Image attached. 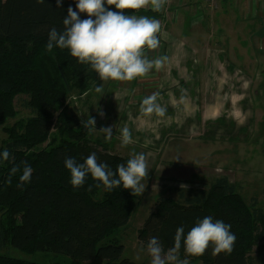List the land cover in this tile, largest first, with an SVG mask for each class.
<instances>
[{"label": "trees", "instance_id": "1", "mask_svg": "<svg viewBox=\"0 0 264 264\" xmlns=\"http://www.w3.org/2000/svg\"><path fill=\"white\" fill-rule=\"evenodd\" d=\"M70 6L76 10L75 0H62L60 8L56 0L40 5L36 0H0V127L7 137L0 153L8 149L12 157L0 159V251L10 246L26 256L49 252L78 262L99 258L102 264H136L120 260L123 247L115 236L128 224L138 195L122 185L106 191L90 175L83 187L74 188L64 166L66 158L83 164L95 153L98 163L115 171L129 159L112 154L109 141L83 127L79 112H73L76 105L72 107L70 98L83 104L80 98L100 80L98 74L67 49L54 48L52 53L45 49L49 31L63 30ZM106 7L115 11L114 6ZM125 14L157 19L162 11L142 8ZM253 56L260 60L248 54ZM19 97L25 98L30 116L9 127L6 122L18 115ZM25 164L33 169L31 181L17 187ZM17 165L20 171L6 183ZM148 215L139 227L138 243L146 247L157 237L165 250L173 247L178 227L187 235L206 216L231 225L236 236L231 254H214L209 246L202 256H186L182 244L180 258L189 264H250L253 249L264 246V209L247 205L224 177L207 189H179L176 198L161 197ZM0 264L38 263L0 255Z\"/></svg>", "mask_w": 264, "mask_h": 264}, {"label": "rangeland", "instance_id": "2", "mask_svg": "<svg viewBox=\"0 0 264 264\" xmlns=\"http://www.w3.org/2000/svg\"><path fill=\"white\" fill-rule=\"evenodd\" d=\"M186 4L187 0H181V2L177 3L179 9L190 11ZM226 11L229 12V10ZM194 17L195 19L189 27L195 30V36L186 37L185 42H182L181 36H179L181 32L182 36H186L188 32V24H186L183 31L179 30L182 28L184 18H182V23H179L178 28H170L171 32L179 36L171 34L175 41L180 43L178 44L180 45L178 47L180 51L184 48L181 43H185L186 47H193L195 43H201L206 40L202 32L199 31V24L202 20L201 12L197 13L196 11V16ZM254 31L256 32V30ZM168 33L167 30L165 35H158L160 43L157 51L164 42L173 43ZM198 38L200 41H198ZM255 38H251L252 42H255ZM248 43L250 44L249 41ZM211 44H214V42ZM249 44L244 47L245 50L249 49ZM199 46L198 44L197 47ZM256 46H260L262 49L260 54L264 55V43H253L251 48L257 49ZM187 53H183L184 60L190 61L191 57ZM255 53L258 55L257 52ZM171 54L172 52L169 51L162 52L158 58L167 57V62ZM211 55L214 56L215 54ZM195 59L200 60L199 57ZM262 59L264 57H260L257 67L250 66L251 76L245 73L242 75V79H239L235 84L229 83L225 77L213 78V82L202 83L201 80L185 84L187 82V74L184 75L181 72L178 86H171L178 88L179 91L182 88H191L189 98L192 101H197L199 113L203 111V105H215L213 114H208V108L205 111L203 120L207 121L206 124H202L200 117L197 120L195 117L187 116L189 124L186 125L183 123L184 121L182 122L181 116L176 117L181 115L182 111L178 108H171L170 104L167 105L168 109L166 110L168 116L173 118L170 123V120L160 123L155 114L149 115L143 112L139 114L137 111H135V113L139 114L137 117L126 120L127 117L125 118L123 113L131 105L130 96L137 92L142 94L147 90L146 87L140 88L138 86L141 83L140 77L136 80L137 86L131 88L124 95L126 102L120 113L117 102L110 101L107 103L106 99L102 98L110 84H116L118 89L129 87V84H123L121 81H104L101 79L95 81V84L89 90V94H87L88 96H81L80 99L83 104H79V100L75 102L76 97L72 96L70 98L72 107L76 105V111L73 110V112H79L80 121L86 120L88 117H92V114L97 113L96 131L93 130L94 134L105 142L109 141L112 154L131 158L133 154L143 153L148 162L149 176L147 180L143 181L146 184L145 191L142 195H138L137 205H135V210L130 215L128 224L124 228H120L115 236L116 241L123 247L120 260H128L136 264H151V257L148 255L146 247L139 244L137 240L139 227L147 219L158 199L167 196L176 198L179 189H207L216 179L224 177L237 187L238 192L247 205H254L256 208L264 209V62H260ZM174 60L177 61V57ZM211 60L214 59L210 57ZM198 61L197 64L194 65V61L192 64L197 69H201V67H198L201 63ZM219 63L222 66L218 67L221 71L218 76L229 75L225 66L227 62L220 61ZM192 64L190 63L189 66ZM237 64L241 63L238 62ZM184 68L182 67L181 70ZM214 71L211 69L209 74L213 75ZM246 71L247 69H245ZM188 72L193 75L191 80L193 78L197 79L191 69ZM129 82L130 86H132V81ZM99 85L103 87L102 94L95 92V87ZM152 86L151 93L158 88V84L153 83ZM179 91L175 92L176 97L181 94ZM25 101V98L22 97L16 99L15 110L18 115L15 120L6 122L7 126L10 127L15 121L26 119L30 116V111L25 107ZM219 102H222V105ZM86 103H88L87 107H85ZM199 108H201V111ZM220 109L221 112H219ZM98 110L103 112V117L98 114ZM144 116L148 117L149 121H144L142 119ZM219 118L222 119L218 120ZM125 120L127 123H124ZM211 121L214 122L211 123ZM108 126H112L113 131L112 137L106 140L104 134L98 131ZM125 126L129 129L131 126L133 127L131 130L133 143L122 148L120 136L121 129ZM6 138V135L2 132V127H0V146H2V142ZM181 185H187V188H182ZM0 255L38 264L103 263L99 258L89 262H78L66 256L49 252L26 256V254L10 246L0 251ZM249 260L250 264H264V246L254 248Z\"/></svg>", "mask_w": 264, "mask_h": 264}, {"label": "clouds", "instance_id": "3", "mask_svg": "<svg viewBox=\"0 0 264 264\" xmlns=\"http://www.w3.org/2000/svg\"><path fill=\"white\" fill-rule=\"evenodd\" d=\"M167 0H75L76 10L70 6L62 24L63 30L52 28L48 33L45 49L52 53L54 48L67 49L79 63L88 64L98 74L101 80L132 81L144 77L150 70L164 65L167 57L149 59L144 49H156L159 46L158 33L161 22L147 16L125 14V10H139L150 6L153 11L160 12ZM38 5L45 0H36ZM62 0H56V8H60ZM107 6H114L115 11ZM81 14L87 18L81 19ZM96 93H103L102 85L95 87ZM158 92L142 100L141 110L145 114L165 116L166 108L157 101ZM103 117V112L98 110ZM86 129L94 130L95 117L82 120ZM112 126L103 127L98 132L104 134L106 140L112 137ZM121 147L133 143L131 130L125 126L121 129ZM11 154L8 149L0 153V159L9 161ZM65 168L70 172V183L74 188L84 186L90 175L98 181V187L111 192L123 186L131 190L133 196L142 195L146 184L143 182L149 176L148 162L143 153L133 154L126 164H119L113 171L107 164L98 163L95 153H91L83 164H77L74 158L64 160ZM20 171L14 166L10 170L6 183L10 184L12 176ZM33 169L25 164L19 176L17 187L31 181ZM187 188V185H181ZM90 190V188H89ZM236 242V236L231 231V225L222 220H213L206 216L184 233V228L178 227L174 236L173 247L165 250L159 238L152 237L147 241L146 251L151 257V264H189L187 258H180L183 244L186 256H202L209 246H213L214 254L221 252L231 254ZM143 244V242H141Z\"/></svg>", "mask_w": 264, "mask_h": 264}, {"label": "crops", "instance_id": "4", "mask_svg": "<svg viewBox=\"0 0 264 264\" xmlns=\"http://www.w3.org/2000/svg\"><path fill=\"white\" fill-rule=\"evenodd\" d=\"M179 2H181V0H167L165 6L161 10L162 15L157 18V20H159L162 25L161 31L158 33V35L163 36L168 30V34L172 38L173 43L164 42L163 45L161 44L158 51L157 48L148 49L145 47L144 49L149 59L158 58L159 54L162 52L169 51L172 52V54L169 57V60L167 62L165 61L162 67H154L152 70H150L149 74L144 77H140L141 83L138 86L140 88L146 87L147 90L142 94L137 92L130 96L129 100L131 105L130 107L126 108L123 113L125 118L127 117L126 120L134 119L135 116L137 117L142 112V100L145 97L150 96L152 93L158 92L160 95L157 102L162 107H166V110L168 109L167 105L170 104L171 108H178L180 111H182L181 115H177L176 117L181 116L182 122L184 121L183 123L186 125L189 124L187 121V116H189L191 118L195 117L197 120L200 117L203 122L202 124H206L207 121L203 120L205 111L208 108V114H213L215 105H203V111L199 113L198 105L196 103L197 101H192V99L189 98L191 88H182V90L179 91L178 88L171 86H178V79L181 77V72H183L184 75L187 74V82H185V84L198 82L201 80L202 83L213 82V78L217 79L218 77H225L229 83L235 84L239 79H242V75L245 73L250 74V76L252 75L250 72V66L257 67L259 64L257 62L259 60L256 56L250 58L248 57V54L252 52L257 55L255 53L257 52V56L259 58L264 57L263 54H260V50H262L260 46H256L257 49L251 48L253 43H264V0H187L186 5H188L190 11L179 9V5H177ZM144 8L151 9L150 6H146ZM226 10H229V12ZM196 11L197 13L201 12L202 20L199 24V31L202 32L206 40L202 41L201 43H195L194 45L196 46L193 45V47H186L185 43H181V46H184V48L180 51L178 50V47L180 46L178 44L180 43H177L172 35L177 37L181 36L182 42H185L186 37L188 36H195V30L190 29L189 26L192 25V22L195 19L194 16H196ZM182 18H184V21L182 28L179 30L183 31V29L186 27V24H188V32L186 33V36H182V32L181 35L178 36V34H174L170 30V28H178L179 23H182ZM254 30H256V32ZM253 37H256L255 42H252L251 38ZM198 41H200L199 38ZM212 42H214V44H211ZM198 44L200 45L199 47H197ZM248 44L250 47L249 49L245 50L244 47H246ZM185 52H188L187 54H189L191 57L190 61L184 60L183 53ZM211 54L215 55L212 56ZM175 57H177V61L174 60ZM196 57H199L200 60H196ZM210 57H212L214 60L210 61ZM197 61L201 63L198 65V67H201V69H197L194 66L197 64ZM220 61L227 62L225 66L227 67L226 71L229 73V75L218 76L219 73L221 74L220 69H218V67L222 66L219 63ZM238 62L241 64H237ZM260 62H264V59H262ZM190 63L192 64L191 66H189ZM182 67L185 68L181 70ZM229 68H232V70ZM190 69L192 70V73L197 76V79L193 78V80H191L193 75L188 72ZM211 69L215 70L213 75L209 74ZM245 69H247L246 72ZM138 79L139 77L132 80V86H130L129 81H121L123 84H129V87L124 89H118L116 84H110L106 88L105 95L102 99H106L107 103L110 101L114 103L117 102L119 113L122 112L121 108H124L123 105L126 102L124 95L127 94V91H130L131 88H135L137 86L136 80ZM153 83L158 84V88L151 93L153 89ZM177 91L181 92L178 97L175 96V92ZM219 103L222 105V102ZM199 110L201 111V108H199ZM135 111L139 112V114L135 113ZM219 112H221V109ZM155 117H157L158 122L160 123H164V121L169 120V123L173 121V118L168 116L167 113L163 117L155 114ZM142 119L144 121H149L148 117L145 116ZM220 119L222 118H219L218 120ZM126 120L124 123H127ZM213 122L214 121H211V123ZM128 124L131 125L130 123ZM132 129L133 127L131 126L130 130Z\"/></svg>", "mask_w": 264, "mask_h": 264}]
</instances>
